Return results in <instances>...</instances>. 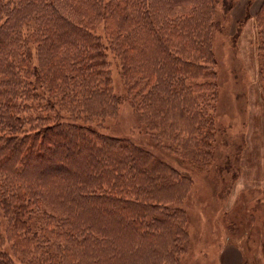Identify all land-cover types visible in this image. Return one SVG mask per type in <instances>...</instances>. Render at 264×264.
I'll list each match as a JSON object with an SVG mask.
<instances>
[{
	"label": "rangeland",
	"instance_id": "rangeland-1",
	"mask_svg": "<svg viewBox=\"0 0 264 264\" xmlns=\"http://www.w3.org/2000/svg\"><path fill=\"white\" fill-rule=\"evenodd\" d=\"M263 5L264 0H217L210 33L209 62L214 77L206 68L196 72L197 77L202 75L214 83V94L196 93L198 108L205 107L212 121L210 156L206 147L200 153L194 146L198 136L204 135L199 128L203 117L182 116L166 100L170 94L166 97L164 87L153 94L146 80L136 77L146 98L131 100L123 82V50L116 42L121 24L113 23L108 31L106 19L90 13L86 3L83 14H91L95 29L107 38L113 90L76 104H61L59 92L47 93V98L58 99L55 108L61 110L62 119L94 127L128 145L135 159L133 170L144 173L137 179L148 182L145 192L167 209L148 217L147 224L157 232L146 235L133 230L126 217L115 216L110 204H106L108 208L98 206L96 196L82 199L81 211L72 219H61V212L43 205L25 215L34 238L27 240L19 237L20 222L11 215L13 204L0 193V251L14 264H221L224 248L234 245L243 253L242 264H264V49H260L264 28L257 16ZM61 6L69 13L67 5ZM184 12H189L187 7L178 6L168 16L175 19ZM141 48L127 49L134 62L146 60ZM148 48L157 57L162 47ZM40 64L43 66V58ZM170 66L173 75L181 74L173 71L172 63ZM156 74L158 79L161 72L157 69ZM181 82L177 78L176 83ZM41 83L37 86L40 94L47 90ZM207 96L210 100L205 103ZM177 101L180 104L178 96ZM79 151L76 149V156ZM119 156L125 159L124 149ZM80 165L91 187L112 171L102 168L106 163L94 168ZM126 168L130 170L119 169V174L131 171L130 166ZM1 181L0 177V191ZM70 192L55 193L63 195L56 199L60 205L55 202L62 211ZM49 215L57 218L50 220ZM48 223L69 227L72 236L49 232L47 237L43 231Z\"/></svg>",
	"mask_w": 264,
	"mask_h": 264
},
{
	"label": "trees",
	"instance_id": "trees-1",
	"mask_svg": "<svg viewBox=\"0 0 264 264\" xmlns=\"http://www.w3.org/2000/svg\"><path fill=\"white\" fill-rule=\"evenodd\" d=\"M58 1L0 0V177L3 186L0 193L13 204L11 215L20 222L17 229L23 239L34 240L25 218L34 209L53 206L63 214L61 219H72L81 211V200L91 196L100 201L98 206L108 208L106 204H110L113 207L110 209L117 212L115 216L126 217L133 230L152 235L157 228L147 224L148 217L167 208L156 202L154 195L145 192L148 182L137 179L144 173L133 170L135 159L130 147L120 138L94 127L62 119L61 110L55 108L58 99L51 101L47 93H61V104H76L113 90L107 38L95 29L92 15L86 13L90 15L86 17L82 12L89 3L88 11L104 17L108 31L113 23L121 24L116 42L123 50V82L128 85L131 100L146 98L141 95L136 77L146 80V87L153 94L164 87L166 97L170 94L166 100L182 116L195 120L203 117L199 128L204 135L198 136L194 146L200 153L205 151L201 147H206L211 156L212 121L205 107L198 108L196 93L199 91L205 96L213 91L214 94V83L202 75L197 77L196 72L206 68L214 77L209 62L210 33L217 0ZM62 4L67 5L69 13ZM178 6H186L189 12L175 19L168 16ZM258 15V22L264 28V5ZM261 44L260 49H264V41ZM134 47H142L144 62L130 58L127 49L133 51ZM148 47H162L158 50L159 56L154 57L155 51ZM137 55L139 58L140 54ZM40 58L44 60L43 66ZM150 61L160 63L155 65ZM171 63L175 73L181 71L179 76L171 73ZM157 69L161 72L158 79ZM177 78L182 80L181 84L176 83ZM38 82L47 86L43 95L37 91ZM209 100L207 96L205 103ZM25 110H29L26 115ZM76 149L80 150V156L75 155ZM122 149L126 152L124 160L119 159ZM82 163L93 168L106 163L102 168L109 167L112 171L94 188L86 183L83 170L78 168ZM127 166L131 171L119 174V169L130 170ZM92 189L98 194H92ZM68 190L71 192L62 211L56 199L63 195L55 196V193L65 194ZM49 218L57 217L49 215ZM48 224L43 231L47 237L49 232L65 238L72 236L69 227ZM0 264L14 262L6 252L0 251Z\"/></svg>",
	"mask_w": 264,
	"mask_h": 264
},
{
	"label": "crops",
	"instance_id": "crops-1",
	"mask_svg": "<svg viewBox=\"0 0 264 264\" xmlns=\"http://www.w3.org/2000/svg\"><path fill=\"white\" fill-rule=\"evenodd\" d=\"M243 253L234 245H227L222 253L221 264H242Z\"/></svg>",
	"mask_w": 264,
	"mask_h": 264
}]
</instances>
